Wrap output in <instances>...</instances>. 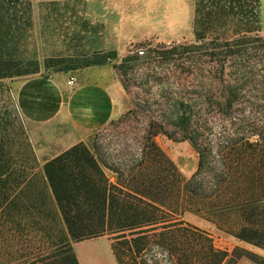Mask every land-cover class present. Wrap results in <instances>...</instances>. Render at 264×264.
<instances>
[{
    "label": "rangeland",
    "instance_id": "rangeland-1",
    "mask_svg": "<svg viewBox=\"0 0 264 264\" xmlns=\"http://www.w3.org/2000/svg\"><path fill=\"white\" fill-rule=\"evenodd\" d=\"M201 1L32 0L27 55L35 58L36 72L6 78L0 86V119L8 120L4 123L8 153L17 162L15 174L20 179L39 175L45 159L70 148L82 136L85 141L78 143L98 150L108 163L136 158L153 138L180 174L189 178L198 153L174 123L172 106L176 100L193 101L196 121L207 118L205 135L210 144L228 135H247L251 142L260 143L255 163L252 150L249 158L257 172L254 184L259 200L248 219L244 207L213 211L209 220L189 212L181 218L207 233L213 246L227 253L222 264H264V7L261 0H244L242 14L217 18L211 32L198 38ZM243 30L250 32L243 34ZM181 45H190V50L183 52ZM56 75L105 86L113 95L114 117L89 134L61 122L29 121L17 103L21 82ZM235 88L241 103L227 113L219 104ZM240 119L249 125L241 126ZM230 120L236 121L233 127L227 125ZM104 172L115 181L110 170ZM33 195L32 188L24 186L18 189L11 214L5 209L6 201L0 206V264H75V246L82 241L89 249L83 253L87 264H120L113 247L119 249L122 264H135L134 253L116 239L117 234L70 238L50 196ZM224 198L231 204L229 194ZM215 204L216 199L211 200V207ZM243 226L255 230L248 234L251 238L238 237ZM132 232L124 234L129 239L136 236ZM157 232L146 233L155 258L161 255L163 241ZM190 259L191 264H205L197 256Z\"/></svg>",
    "mask_w": 264,
    "mask_h": 264
},
{
    "label": "trees",
    "instance_id": "trees-1",
    "mask_svg": "<svg viewBox=\"0 0 264 264\" xmlns=\"http://www.w3.org/2000/svg\"><path fill=\"white\" fill-rule=\"evenodd\" d=\"M242 1L202 0L199 7L202 33L198 38L211 32L217 18L242 14ZM197 11L195 8V14ZM32 27V0H0V86L6 78L36 72L35 58L27 55ZM242 32L246 34L250 30ZM180 47L183 52L190 50V45ZM238 89H233L219 104L227 113L241 103L236 98ZM172 107L174 123L198 153L196 169L189 178H184L153 138H149L139 156L112 163L96 153V148L94 152L77 143L45 159L39 175L31 173L18 179L17 162L7 148L9 133L4 123L8 120L1 118L0 206L6 201L9 205L5 209L11 214L18 189L31 187L34 198L50 196L70 238L117 234L116 239H122L119 241L134 253L135 264H191L190 258L195 256L205 264H222L227 253L215 248L207 233L185 222L181 215L189 212L209 220L213 211L221 212L226 207H244L245 217L253 213L259 198L254 184L257 172L251 169L249 158L252 150L255 163L260 143L251 142L247 135H228L212 145L205 135L207 118L196 121L193 101L176 100ZM235 124V120L227 123L230 127ZM239 124L249 125L243 119ZM104 169L115 175V181L107 177ZM228 194L231 204L224 198ZM213 199L217 201L215 207L210 205ZM126 230L136 236L128 239ZM150 231H159L163 239L158 258L146 241V233ZM240 231L238 237L244 239L251 238L248 234L255 230L243 226ZM113 249L122 264L119 249ZM74 262L78 264L75 259Z\"/></svg>",
    "mask_w": 264,
    "mask_h": 264
},
{
    "label": "crops",
    "instance_id": "crops-1",
    "mask_svg": "<svg viewBox=\"0 0 264 264\" xmlns=\"http://www.w3.org/2000/svg\"><path fill=\"white\" fill-rule=\"evenodd\" d=\"M261 3L264 7V0ZM262 25L264 27V23ZM67 78L62 75L33 76L22 81L17 90V103L24 117L32 122L65 123L82 134L105 126L116 112L111 91L99 83L86 82L75 76L74 83L68 85ZM84 141L82 136L71 146ZM86 243L82 241L75 246L78 264H87L83 256L89 250Z\"/></svg>",
    "mask_w": 264,
    "mask_h": 264
},
{
    "label": "built area",
    "instance_id": "built-area-1",
    "mask_svg": "<svg viewBox=\"0 0 264 264\" xmlns=\"http://www.w3.org/2000/svg\"><path fill=\"white\" fill-rule=\"evenodd\" d=\"M138 53H139V54H142L143 51H142V50H139ZM74 81H75L74 76H73V75H69L68 78H67L66 83H67L68 85H72V84L74 83Z\"/></svg>",
    "mask_w": 264,
    "mask_h": 264
}]
</instances>
